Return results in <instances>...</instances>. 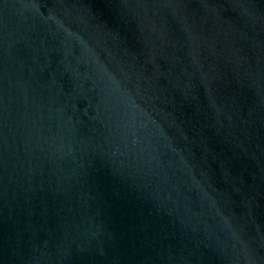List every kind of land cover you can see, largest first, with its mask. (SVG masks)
I'll return each mask as SVG.
<instances>
[{"label":"water","instance_id":"water-1","mask_svg":"<svg viewBox=\"0 0 264 264\" xmlns=\"http://www.w3.org/2000/svg\"><path fill=\"white\" fill-rule=\"evenodd\" d=\"M0 264H264V0H0Z\"/></svg>","mask_w":264,"mask_h":264}]
</instances>
